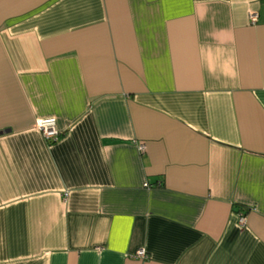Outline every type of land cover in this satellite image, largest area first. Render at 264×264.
Returning <instances> with one entry per match:
<instances>
[{"label":"crops","instance_id":"0c3cea01","mask_svg":"<svg viewBox=\"0 0 264 264\" xmlns=\"http://www.w3.org/2000/svg\"><path fill=\"white\" fill-rule=\"evenodd\" d=\"M0 264H264V0H0Z\"/></svg>","mask_w":264,"mask_h":264},{"label":"built area","instance_id":"2783aa9c","mask_svg":"<svg viewBox=\"0 0 264 264\" xmlns=\"http://www.w3.org/2000/svg\"><path fill=\"white\" fill-rule=\"evenodd\" d=\"M256 20H257V14L251 13L250 14L251 23H255ZM35 126L41 131L42 135L50 142H55L61 135V131L58 130L56 126V120L54 117H45V118L38 119L35 122ZM142 149H143V146H142ZM237 223L239 225H245L246 216L240 213L238 215ZM133 256L138 257V258H146L147 253L144 249H139L134 253Z\"/></svg>","mask_w":264,"mask_h":264},{"label":"trees","instance_id":"16d2710c","mask_svg":"<svg viewBox=\"0 0 264 264\" xmlns=\"http://www.w3.org/2000/svg\"><path fill=\"white\" fill-rule=\"evenodd\" d=\"M235 208L237 209V212H239V214H240V211H242V212H243V210L239 209V207H238V206H236ZM242 212H241V214H243Z\"/></svg>","mask_w":264,"mask_h":264}]
</instances>
